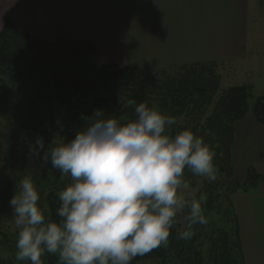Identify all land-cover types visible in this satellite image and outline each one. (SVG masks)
<instances>
[{
	"label": "clouds",
	"instance_id": "clouds-1",
	"mask_svg": "<svg viewBox=\"0 0 264 264\" xmlns=\"http://www.w3.org/2000/svg\"><path fill=\"white\" fill-rule=\"evenodd\" d=\"M134 118H105L101 110L85 118L71 141L58 139L45 150L37 137L41 165L69 176L59 191L58 219L46 215L30 176L20 181L10 200L18 230L15 260L45 264H131L136 257L167 247L179 214L185 226L176 239L190 241L195 226H206L203 204L190 191L187 171L209 182L218 179L215 153L201 137L185 129L172 134L174 117L135 100Z\"/></svg>",
	"mask_w": 264,
	"mask_h": 264
},
{
	"label": "trees",
	"instance_id": "trees-1",
	"mask_svg": "<svg viewBox=\"0 0 264 264\" xmlns=\"http://www.w3.org/2000/svg\"><path fill=\"white\" fill-rule=\"evenodd\" d=\"M5 32L0 34V67H5L9 75H16L24 82L34 81L47 67H53L55 63L60 67L53 86V93L63 105L69 108L75 121L79 124L80 131L85 123V118H90L97 110L105 114V118L111 116L119 119L125 117L122 123L134 118V107L127 105L128 100H135L137 104L143 102L149 107L153 101H161V112L174 117L177 121L172 126V134L189 129L200 137L208 130V137L216 136L218 141L216 166L226 178L234 176L232 163V142L235 135L236 123L249 112L258 123L264 125V94L257 97L250 108V99L253 98L251 87L248 85H235L224 91L216 103L212 114L204 124L193 123L207 114L208 108L214 103L216 93L220 90V78L215 71V66L206 64L186 65L184 73L175 79L164 89L158 87V82L153 80L148 87H144L141 69L138 67H119L115 63H98L95 59L96 47L87 39L59 38L52 42H46L36 37L25 35L17 30L14 22L7 20ZM4 73V70H0ZM102 86L108 91V96L96 95L92 99V105L87 103L86 93H90ZM160 89V91H157ZM151 95H156L151 98ZM46 110L39 107L35 100L31 104L24 102L15 103L12 115L19 127L27 133L28 139L35 148L37 137L44 141L45 150L51 144L49 135L52 132L49 124L56 125L61 137L75 138L77 133L68 131V123L65 120L52 118L49 120ZM182 114L195 117L193 121L179 123L178 117ZM50 122V123H49ZM193 123V124H192ZM199 128L203 131L200 135ZM1 149V144H0ZM43 156V153L40 154ZM221 176L220 179H222ZM231 184L234 185V194L239 191L244 193L254 192L264 182V175L254 167H250L246 180L242 183L237 178ZM12 180H9L11 184ZM14 183V182H13ZM221 182L219 181V184ZM234 183V184H233ZM57 188L51 191L46 198L52 219H58L57 211L60 206ZM211 198V196H210ZM209 198V200H210ZM213 207L212 200L208 201V208ZM235 228L232 237L228 231H222V236L216 238V246L212 252L213 264H245L242 240L240 235L239 220L234 215ZM179 232L175 224L170 229L169 244L160 247L142 257H136L131 264L142 260L159 259L166 262L174 253L184 264H202V256L197 252L195 243L197 238L191 241L177 240ZM51 256V255H50ZM197 256V257H195ZM58 258L54 256L49 264H57ZM1 264V263H0Z\"/></svg>",
	"mask_w": 264,
	"mask_h": 264
},
{
	"label": "crops",
	"instance_id": "crops-1",
	"mask_svg": "<svg viewBox=\"0 0 264 264\" xmlns=\"http://www.w3.org/2000/svg\"><path fill=\"white\" fill-rule=\"evenodd\" d=\"M18 1L21 13L14 23L19 30L47 41L90 40L96 47L98 63L138 68L148 64L173 67L200 63L215 66L222 81L241 78L237 85L252 86L253 90L257 75L264 83V55L260 57V53L264 54V38L248 32L255 24L248 21L255 0ZM194 11H201L195 26ZM198 37L196 44L204 45L205 53L196 63H190V59H184L188 56L184 46L187 43L194 50ZM209 51H214L212 56L207 55ZM232 163L234 172L245 178L250 167L264 175V125L252 114L236 123ZM239 192L236 209L248 264L255 254L264 260L259 249H250L254 240L249 241V246L245 241L256 230L264 236V182L254 192Z\"/></svg>",
	"mask_w": 264,
	"mask_h": 264
},
{
	"label": "rangeland",
	"instance_id": "rangeland-1",
	"mask_svg": "<svg viewBox=\"0 0 264 264\" xmlns=\"http://www.w3.org/2000/svg\"><path fill=\"white\" fill-rule=\"evenodd\" d=\"M18 4V0H0V34L5 32L4 30L6 28L5 24L7 20L12 22L18 20V16L21 13V8H18ZM195 9L199 11V8ZM202 10L203 8H201V11ZM198 11H194L193 26H195V21L201 16V11ZM242 20L244 23V19ZM248 21L255 23L251 26V28H249V34L253 37L264 38V0H255V3L251 4ZM205 24L209 25L210 21L206 19ZM17 30L19 29L17 28ZM21 32L25 35L27 34L43 40L42 37L28 34L23 31ZM199 38L200 37L195 40L194 50H192L191 46L187 43L184 46V52L186 50L188 51V56L184 59H190V63H196V61L205 53L203 48L204 45L196 44ZM43 41L52 42L47 40ZM261 47L264 50V46ZM254 50H256V47ZM211 53H214V51L207 52V55L212 56ZM263 55L264 54L260 53V57ZM148 65L149 66L147 67L140 68L142 80L144 81L143 86L147 88H150L148 85L151 84L153 80H156L158 82V87H163L164 89L169 83L180 78L185 71L183 68L184 66L157 67L150 64ZM0 70H4V73L0 72V263L25 264V262H17L15 260V245L17 242L18 230L14 224L12 216L13 209L10 206V200L13 198L15 191L19 190V181L24 176H30L32 178L40 195L38 203L45 209V213L47 215L50 207L48 206L46 198L49 193L57 188H59L60 191L63 190L66 185L71 183V180L69 176H64L59 172V170L53 169L50 161L47 166L41 165L42 156L36 154V150L28 139L27 133L19 127L18 122L14 119L12 115L13 107L15 103L24 102L29 105L31 104V100H35L39 107L47 111L46 114L49 115V120H52V118L65 120L68 123V131L70 133H77L80 127L78 122L74 120L69 108L63 105L55 96H51L57 73L60 71V67H58L55 63H53V67H47V69L36 77L34 81H27V83L14 74L9 75L5 67H0ZM215 71L220 78V90L216 93L214 103L208 108L207 114L195 121H193V119L196 118V116L191 117L186 114H182L178 117L179 123L184 124L185 121L192 120L194 124L199 122L201 125L204 124L205 120L212 114L214 107L223 92L228 90L230 86L237 85L242 81L241 78H224L222 81V77L216 68ZM261 79L262 78L260 76L255 75L253 90L252 86H250L251 92L253 93V98L249 101L250 108L253 107V103L256 98L264 94V83ZM157 91H160V89ZM108 94V91H105L102 86H99L97 90L86 93V96H88L87 103L92 105V99L96 95L106 97ZM155 96L156 95H151V98H154ZM161 104L162 103L159 100L152 102V106L158 110H161ZM248 114H252V112H249ZM49 128L52 132V135H49L50 142H52L56 137L58 139L65 140V142L69 141V138L61 137L60 130L56 125L50 123ZM198 131L200 135L203 134L201 128H199ZM208 134L209 131L206 130L200 137L215 153V163L217 159L216 147L219 144L216 136L211 135L208 137ZM221 176H223L222 179H220ZM221 176H219L215 182H209L205 178L195 177L187 171L185 172V177L190 181V191L184 194L186 198L190 199L192 194H195L197 198L203 194L207 195V201L202 206L205 210V215L209 223L206 226L196 225L194 229L195 235L193 236L194 238H197L195 248L197 249V252L201 253L202 264H213L214 261L212 258V252L215 250L214 246H216V238L222 236V231H228L232 237L234 236V215H237L238 217L235 198L237 193L239 194L240 192L234 194V185L232 186L231 183L236 180L235 178L243 183L246 178L243 175L236 174L235 172L233 178H226L222 173ZM9 180H12L14 183L11 182L10 184ZM219 181L221 182L220 184ZM211 200L213 202V207L209 209L208 201L210 202ZM185 214L186 213L179 214L176 218L175 228H177L178 232L184 229L186 222L183 217ZM252 239L254 240V244H250V249L253 251H257L259 249V253L263 254L264 236H259L258 230H256L255 233L253 231L249 236V240L248 238H245L247 246H249V241L252 242ZM242 248L245 259L243 244ZM169 255L171 256L166 262L159 259H148L139 261L136 264H184L181 263V259L177 258L173 252ZM53 257L54 255H45L43 257L45 264H49V260ZM248 264H264V260L261 259L259 255L255 254L251 260L248 261Z\"/></svg>",
	"mask_w": 264,
	"mask_h": 264
}]
</instances>
